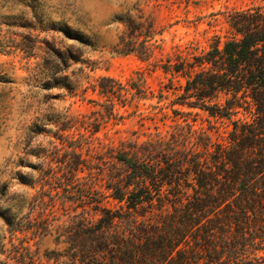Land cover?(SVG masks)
I'll use <instances>...</instances> for the list:
<instances>
[{
  "label": "rangeland",
  "instance_id": "rangeland-1",
  "mask_svg": "<svg viewBox=\"0 0 264 264\" xmlns=\"http://www.w3.org/2000/svg\"><path fill=\"white\" fill-rule=\"evenodd\" d=\"M249 10L264 0H0V264H18L25 247L45 259L73 224L117 209L106 187L129 144L188 129L189 145L226 141L235 117L179 95L196 59L234 37L230 15ZM127 18L140 39L153 25L149 51L116 52ZM168 61L182 71L164 72ZM103 77L129 92L101 93Z\"/></svg>",
  "mask_w": 264,
  "mask_h": 264
},
{
  "label": "trees",
  "instance_id": "trees-1",
  "mask_svg": "<svg viewBox=\"0 0 264 264\" xmlns=\"http://www.w3.org/2000/svg\"><path fill=\"white\" fill-rule=\"evenodd\" d=\"M230 16L234 37L196 59L200 70L179 95L189 108L235 117L226 141L200 134L189 145L188 129L186 137L129 144L118 151L120 174L106 187L118 208L73 224L58 241L65 248L45 259L25 247L18 264H264L258 255L264 252V11ZM123 23L127 32L116 52L149 51L153 25L140 39L131 18ZM162 68L183 67L168 61ZM115 86L129 92L100 78L101 93L114 94ZM142 92L136 88L132 96ZM164 200L170 210L162 205L152 213ZM145 208L148 217L139 213Z\"/></svg>",
  "mask_w": 264,
  "mask_h": 264
}]
</instances>
